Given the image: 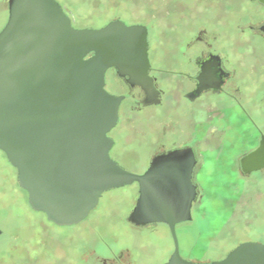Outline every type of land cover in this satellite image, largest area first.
<instances>
[{
  "label": "water",
  "instance_id": "obj_1",
  "mask_svg": "<svg viewBox=\"0 0 264 264\" xmlns=\"http://www.w3.org/2000/svg\"><path fill=\"white\" fill-rule=\"evenodd\" d=\"M7 5L0 31V151L16 169L29 207L57 227H70L84 221L104 193L136 183L138 198L126 221L167 226L173 252L165 264H200L181 257L176 236V226L190 220L183 152L156 157L143 175L109 155L121 98L105 90V73L117 68L147 90L145 30L120 22L76 29L55 0ZM241 165L247 174L264 168V136ZM205 264H264V245L241 243Z\"/></svg>",
  "mask_w": 264,
  "mask_h": 264
},
{
  "label": "flooded vegetation",
  "instance_id": "obj_2",
  "mask_svg": "<svg viewBox=\"0 0 264 264\" xmlns=\"http://www.w3.org/2000/svg\"><path fill=\"white\" fill-rule=\"evenodd\" d=\"M55 1L75 28L71 10ZM106 14L101 12L103 24L95 29L120 22L145 30L150 79L144 90L117 68L105 73V90L121 98L117 123L108 134L111 159L143 175L156 157L183 152L190 168V220L176 230L198 220L206 194L224 192L225 206L233 210L249 181L264 175V168L247 174L241 165L264 136V0H115L112 16ZM129 186L137 192L135 206L138 184ZM99 205L100 199L85 220ZM128 215L123 219L129 228H153L134 227ZM72 236L63 254L56 257L49 249L35 260L134 264L145 258L135 255L134 238H113L111 244L96 235L79 247Z\"/></svg>",
  "mask_w": 264,
  "mask_h": 264
},
{
  "label": "rangeland",
  "instance_id": "obj_3",
  "mask_svg": "<svg viewBox=\"0 0 264 264\" xmlns=\"http://www.w3.org/2000/svg\"><path fill=\"white\" fill-rule=\"evenodd\" d=\"M58 1L71 10L76 29L99 27L103 24L101 12H107L103 16L110 18L115 4V0ZM7 18V0H0V31ZM136 193L131 186L110 190L101 196L98 209L88 220L57 227L44 214L29 207L27 194L18 185L16 169L0 151V264H42L35 260L36 255L49 249L56 257L63 254L69 246L68 235H73L71 243L79 247L84 242L90 244L96 235L111 244L113 238L126 242L134 238L135 255L145 257L134 264H163L173 251L168 229L162 225L133 229L124 222L123 218L134 207ZM206 197L198 220L176 230L182 258L211 263L224 258L240 243L256 240L264 243V175L249 181L248 188L238 196L240 201L235 200L233 210L228 211L225 206L224 192Z\"/></svg>",
  "mask_w": 264,
  "mask_h": 264
}]
</instances>
